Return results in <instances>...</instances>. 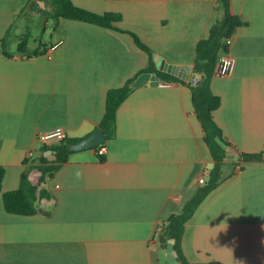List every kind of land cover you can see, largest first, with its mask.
Listing matches in <instances>:
<instances>
[{"label":"crops","instance_id":"0c3cea01","mask_svg":"<svg viewBox=\"0 0 264 264\" xmlns=\"http://www.w3.org/2000/svg\"><path fill=\"white\" fill-rule=\"evenodd\" d=\"M72 1L120 12L115 25L127 31L60 18L24 55L9 35L23 26L27 0H0V264H181L153 240L156 224L181 211L213 165L186 84L133 86L103 154L72 150L40 185L35 213L4 208L2 192L24 173L36 181L41 153L56 158L47 150L58 140L42 142L43 132L60 126L67 137L86 136L100 126L107 90L144 72L149 54L128 31L149 46L156 68L186 66L188 77L196 42L220 15L216 0ZM230 9L242 21L229 45L234 68L211 80L221 99L214 119L230 142L224 178L185 223L180 244L192 262L264 264V160L235 168L238 152L264 151V0H230Z\"/></svg>","mask_w":264,"mask_h":264},{"label":"trees","instance_id":"16d2710c","mask_svg":"<svg viewBox=\"0 0 264 264\" xmlns=\"http://www.w3.org/2000/svg\"><path fill=\"white\" fill-rule=\"evenodd\" d=\"M215 2L220 15L210 26L208 35L200 38L196 42L195 58L191 73L186 78L156 68L149 46L136 33L128 31L132 35L135 43L149 54V63L140 72L155 71L161 82H176L186 84L191 88L194 111L204 132V142L208 146L213 159V165L207 172L204 183L186 201L180 212L173 213L164 220L161 232L158 234V241L161 248H166L168 240L174 238L173 249L176 250L177 261L181 264H226L215 259L203 262L189 261L183 255L180 244L185 223L193 215L197 206L203 201L206 195L223 180V165L228 154V149L230 148V142L226 139L221 127L214 119L213 112L220 105L221 99L218 94L212 91L211 80L215 76L219 56L229 52L230 44L228 41L242 21L239 15L231 11L230 0H216ZM26 10H36L46 17V20H48L47 18H52L54 20L53 27L56 26L60 18H70L127 31L115 25L122 17L120 12H95L76 5L72 0H27L22 8L23 12ZM46 23L47 21L43 24V31L47 28ZM30 38L31 33L29 30H26L25 33L20 35V41L17 45L18 53L29 56L36 53L35 47L40 45V39L39 44L33 47L34 50L31 51L29 45ZM5 39L6 36L2 39L4 55L7 57L13 56V53L8 52L6 49ZM194 77L198 78L196 82H193ZM134 78L135 76L129 78L120 86L109 88L106 92L105 111L100 121V126L105 132L106 140L112 138L115 134L117 108L133 89L132 82ZM76 140L77 138L70 137L58 140L52 146V150L55 151L56 155V158L52 161L44 153H41L39 156L40 163L36 166L38 171L36 181L30 179L29 175L24 173L17 188L2 192L5 210L22 215L35 213L37 210V199L45 193L43 189H39L40 185L45 181L47 176L58 168L59 164L67 160L69 153L72 152L70 144ZM104 144L105 142L100 145ZM100 145L94 148L97 149ZM238 157L242 163H238L235 168L238 167L240 169L245 162L264 160V151H241L238 152ZM3 176L4 167L0 165V190L2 189Z\"/></svg>","mask_w":264,"mask_h":264},{"label":"water","instance_id":"95a60500","mask_svg":"<svg viewBox=\"0 0 264 264\" xmlns=\"http://www.w3.org/2000/svg\"><path fill=\"white\" fill-rule=\"evenodd\" d=\"M161 70H165L167 72H171L173 74H176L182 78H186V75L188 73V69H186V66L181 65H174L163 62L161 64V61L158 62L157 65ZM159 76L156 74L155 71H144L140 73L137 78L132 82V86H141L145 84L149 80H159ZM106 141V135L104 130L101 126H97L94 130H92L89 134L86 136L77 139L75 142L70 144V148L72 150H79V149H85V148H91L95 147L97 145H100ZM48 153H50L53 158L56 157L54 150H47ZM173 243L174 238H170L166 245V259L169 263H175L177 261L176 258V251L173 249Z\"/></svg>","mask_w":264,"mask_h":264},{"label":"built area","instance_id":"2783aa9c","mask_svg":"<svg viewBox=\"0 0 264 264\" xmlns=\"http://www.w3.org/2000/svg\"><path fill=\"white\" fill-rule=\"evenodd\" d=\"M231 39H229L228 43L230 44ZM234 64H235V58L233 56H231L229 53H223L219 56V62H218V67L216 69L215 75H228L231 74L234 68ZM197 77L193 78V82L197 81ZM168 82H160V84H165ZM67 137V132L64 128L58 126L52 130H48L43 132L40 135V139L42 140V142H48L51 140H61ZM105 151V146L104 145H100L97 149L96 152L101 155L103 154ZM28 156L33 155L32 150H29L27 152ZM237 170H239V168L237 167ZM198 182L200 184H202L204 182V178L202 176H200L198 178ZM164 224V220H160L157 222L156 224V229H155V237L153 238V240H155V238H158V234L161 232V229L163 227ZM160 264H165V262H161ZM257 264H263L262 262H258Z\"/></svg>","mask_w":264,"mask_h":264},{"label":"rangeland","instance_id":"374dc122","mask_svg":"<svg viewBox=\"0 0 264 264\" xmlns=\"http://www.w3.org/2000/svg\"><path fill=\"white\" fill-rule=\"evenodd\" d=\"M25 12H27V16L22 20L23 26L19 28L15 27L9 35V43H10L9 47L13 50L17 48V45L20 41V35L22 33H25L26 30H29L31 33V38H30L31 42H29V45L32 47H35L39 44L40 38L47 40V37H48L47 33L49 29L51 28V26H53L54 20L52 18H47L48 20H46V17L41 15L36 10H33V11L26 10ZM45 21H47L46 26L49 29L45 33H43L41 36V33L43 32V29H42L43 24L45 23ZM235 157L237 156L235 155Z\"/></svg>","mask_w":264,"mask_h":264}]
</instances>
